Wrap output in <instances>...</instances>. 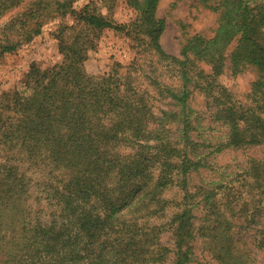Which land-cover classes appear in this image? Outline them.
I'll list each match as a JSON object with an SVG mask.
<instances>
[{
	"label": "trees",
	"instance_id": "1",
	"mask_svg": "<svg viewBox=\"0 0 264 264\" xmlns=\"http://www.w3.org/2000/svg\"><path fill=\"white\" fill-rule=\"evenodd\" d=\"M77 1L28 0L21 6L24 0H0V17L22 9L9 21L12 35L4 36L0 56L30 42L45 24L70 20L55 30L61 64L47 69L32 64L22 92L0 94V146L5 153L0 164V201H16L12 163L16 158L30 167L51 171L49 197L70 222L63 221L57 231L38 224L34 228L38 240L32 242L36 254L25 255L19 264H146L149 239L157 229L150 227L148 233L138 219L141 213L164 210L162 192L171 183L170 169L181 157L182 174L191 160L183 150L162 143H157L155 154L136 144L137 137L144 140L148 135L144 132L150 118L146 100L133 89L129 77L97 78L84 69L97 35L124 26L113 24L88 6L76 12L73 5ZM100 1L111 8L114 0ZM158 1L126 3L136 11V33L147 38L149 50L159 61L173 66L181 79L179 89H164L184 111L189 87H198L197 74L209 78L205 90L212 93L215 89L220 92L215 78L226 59L232 74L253 68L256 78L247 105H238L227 95L212 98L230 143L264 144V0H201L217 15L216 27L211 36L188 38L179 57L166 55L158 44L164 29V20L154 16ZM78 24L84 27L82 33ZM199 63L209 68L207 74L195 72L200 70ZM172 116L179 119L177 112ZM156 126L162 128L159 122ZM127 147L133 151L124 152ZM188 215L189 210L183 209L169 223L179 249L191 236ZM182 259L176 258L177 264Z\"/></svg>",
	"mask_w": 264,
	"mask_h": 264
},
{
	"label": "rangeland",
	"instance_id": "2",
	"mask_svg": "<svg viewBox=\"0 0 264 264\" xmlns=\"http://www.w3.org/2000/svg\"><path fill=\"white\" fill-rule=\"evenodd\" d=\"M84 6L113 24L124 26L107 28L97 35L84 61L86 73L97 78L129 77L131 86L143 96L150 110L148 129L144 131L148 135L144 140L137 137L136 144L155 154L157 143H162L183 150L191 160L189 169L182 174L181 157L170 169L171 183L162 192L164 210L152 215L141 213L138 219L141 226L148 227V233L150 227L157 229L155 237L148 236L151 239L146 264H177L176 258H183L179 264H264V144L230 143L212 98L227 95L228 100L247 105L255 70L246 67L232 74L226 59L223 71L215 78L220 92L215 89L212 93L205 90L209 78L197 74L198 87H189L182 111L164 89H179L181 79L173 66L159 61L149 50L147 38L136 33L133 23L137 14L126 0H114L111 8L100 0H79L73 5L79 13ZM21 10L0 17V43L5 35H12L9 21ZM154 16L164 20L158 37L161 50L176 57L191 36H211L217 20V15L201 0H159ZM63 22L70 20L45 24L30 42L0 56V94L22 92L23 80L32 64L40 69L61 64L62 54L54 35ZM77 29L82 33L84 27L78 24ZM198 65L200 70L195 72L207 74L209 68ZM176 112L179 119L172 116ZM157 122L162 128L156 126ZM123 151L133 150L127 147ZM4 156L0 146V164ZM12 163L17 180L13 197L16 201H0V264H19L25 255L36 254L32 242L38 240L34 232L38 224L57 231L63 227V221L70 223L49 197L51 171L30 167L16 158ZM183 209L189 210L191 236L179 249L169 223Z\"/></svg>",
	"mask_w": 264,
	"mask_h": 264
}]
</instances>
